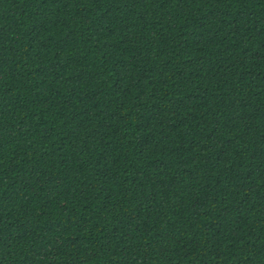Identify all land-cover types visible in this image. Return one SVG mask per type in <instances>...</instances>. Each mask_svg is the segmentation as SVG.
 I'll list each match as a JSON object with an SVG mask.
<instances>
[{"label": "trees", "instance_id": "trees-1", "mask_svg": "<svg viewBox=\"0 0 264 264\" xmlns=\"http://www.w3.org/2000/svg\"><path fill=\"white\" fill-rule=\"evenodd\" d=\"M0 264H264V0H0Z\"/></svg>", "mask_w": 264, "mask_h": 264}]
</instances>
